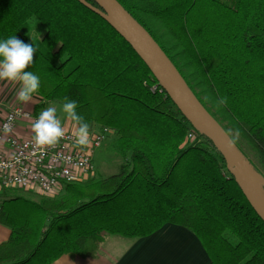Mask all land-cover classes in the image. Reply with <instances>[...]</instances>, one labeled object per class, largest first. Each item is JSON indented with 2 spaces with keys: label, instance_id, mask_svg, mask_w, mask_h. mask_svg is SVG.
Listing matches in <instances>:
<instances>
[{
  "label": "trees",
  "instance_id": "obj_1",
  "mask_svg": "<svg viewBox=\"0 0 264 264\" xmlns=\"http://www.w3.org/2000/svg\"><path fill=\"white\" fill-rule=\"evenodd\" d=\"M115 1L149 34L208 114L239 129L264 166V0ZM98 11L92 0H0V41L16 35L37 49L26 69L41 82L43 103L33 114L75 100L90 131H112L114 153L122 160L117 174L67 184L55 198L33 202L3 190L0 224L9 236L0 244V264L95 258L107 236L135 240L167 224L194 234L209 264H264V222L213 142L190 126ZM146 16L166 30L168 47ZM31 18L37 35L44 31L40 39L29 35ZM176 59L190 69L186 76ZM224 96L227 106L218 109ZM258 187L264 194V183Z\"/></svg>",
  "mask_w": 264,
  "mask_h": 264
},
{
  "label": "built area",
  "instance_id": "obj_2",
  "mask_svg": "<svg viewBox=\"0 0 264 264\" xmlns=\"http://www.w3.org/2000/svg\"><path fill=\"white\" fill-rule=\"evenodd\" d=\"M151 90H156L153 86ZM11 118V119H10ZM38 116L23 107L10 109L0 122V193L23 191L43 197L58 195L65 185L81 182L95 173L94 156L105 143L110 129L90 131L88 147L76 145L74 131H66L54 148H39L33 140L31 125ZM18 121L26 123L29 134H17ZM10 124V130L5 125ZM192 139V135H188Z\"/></svg>",
  "mask_w": 264,
  "mask_h": 264
},
{
  "label": "water",
  "instance_id": "obj_3",
  "mask_svg": "<svg viewBox=\"0 0 264 264\" xmlns=\"http://www.w3.org/2000/svg\"><path fill=\"white\" fill-rule=\"evenodd\" d=\"M82 2V0H79ZM98 13L132 47L146 64L154 78L172 99L190 126L206 134L225 162L227 172L234 179L243 195L264 222V194L258 184L264 181L254 170L217 121L198 102L166 55L149 34L115 0H92Z\"/></svg>",
  "mask_w": 264,
  "mask_h": 264
},
{
  "label": "crops",
  "instance_id": "obj_4",
  "mask_svg": "<svg viewBox=\"0 0 264 264\" xmlns=\"http://www.w3.org/2000/svg\"><path fill=\"white\" fill-rule=\"evenodd\" d=\"M19 87L18 83L0 80V122L14 107L34 111L36 106L43 103L37 93L30 102H19ZM57 115L62 118L66 131H74L71 123L63 118L59 110ZM25 127L24 121H18L17 134L28 135L29 130ZM8 236L9 229L0 224V244ZM52 264H209V258L194 234L184 227L167 224L153 234L135 240L107 236L95 258L63 255Z\"/></svg>",
  "mask_w": 264,
  "mask_h": 264
},
{
  "label": "clouds",
  "instance_id": "obj_5",
  "mask_svg": "<svg viewBox=\"0 0 264 264\" xmlns=\"http://www.w3.org/2000/svg\"><path fill=\"white\" fill-rule=\"evenodd\" d=\"M36 52L37 49L32 43L26 44L16 35L0 41V80H7L20 85L17 100L21 103L30 102L40 88V78L32 71H26L32 66ZM227 100L226 96L220 97L216 101V107L218 109L226 107ZM77 107L75 100L65 99L62 105L58 106L52 103L41 111L31 125L35 145L39 148H54L64 138L66 132L62 118L57 115L59 110L63 114V118L70 122L74 129L76 145L88 147L92 142L90 125L82 115L78 114ZM5 130H10V124L5 125ZM229 133L233 136L232 140L227 141L230 145L239 137L240 131L239 129H230ZM229 133L225 135L227 136Z\"/></svg>",
  "mask_w": 264,
  "mask_h": 264
},
{
  "label": "rangeland",
  "instance_id": "obj_6",
  "mask_svg": "<svg viewBox=\"0 0 264 264\" xmlns=\"http://www.w3.org/2000/svg\"><path fill=\"white\" fill-rule=\"evenodd\" d=\"M146 19H147V25L151 28V30L155 33V35H157L158 37H162L164 39V40H161L163 44L166 46L170 45L171 41H168L169 36L166 33V30L160 24V22L153 20L149 17H147ZM36 23L37 22L35 18H31L28 21L29 35L32 39L34 38L40 39L44 33V31H42L40 35H37L38 28H37ZM176 61H177V64L181 66V72L186 76L187 73L190 71V69L183 68L184 67L182 65L183 61L181 59H176ZM195 92L199 94L200 90L195 87ZM199 97L204 98L206 96L199 94ZM204 101H205V98H204ZM206 107L211 111V113L216 112L215 108L212 107V105L209 102H206ZM217 118L220 120V116H217ZM220 126L222 127V129L225 128L226 133H229L230 129L234 130L233 126L231 124H228L227 121H223L222 124H220ZM228 136L229 138L233 139V136L231 135V133H229ZM113 141H114V134L111 133L110 135H108L105 143H103L101 148L98 149L97 152L95 153V156H94L95 173L93 175L94 177L106 178V177H109V176H112L118 173L119 167L122 164V160L119 158L118 155L114 153ZM235 143H236L235 146L244 155V157L250 162L252 167L256 170V172L261 176L262 180L264 181V166L261 163V160L259 159L257 153L252 148V146L248 143V141L241 134L239 135L237 139H235ZM85 181L87 180L76 182V183H83ZM13 192H14L13 193L14 195L22 196L33 202H38L40 199L44 198L42 195H38V194L32 195V194H28V193H25L19 190L13 191ZM59 195L60 193L50 198H55ZM46 197H49V196H46ZM2 200L3 198L0 196V203L2 202ZM125 240H129V239H125Z\"/></svg>",
  "mask_w": 264,
  "mask_h": 264
}]
</instances>
